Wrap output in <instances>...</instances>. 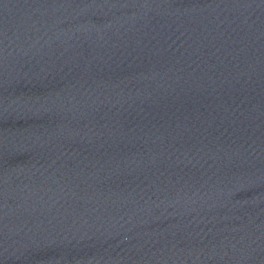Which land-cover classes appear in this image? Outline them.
I'll return each instance as SVG.
<instances>
[{"label": "water", "instance_id": "obj_1", "mask_svg": "<svg viewBox=\"0 0 264 264\" xmlns=\"http://www.w3.org/2000/svg\"><path fill=\"white\" fill-rule=\"evenodd\" d=\"M0 264H264V0H0Z\"/></svg>", "mask_w": 264, "mask_h": 264}]
</instances>
